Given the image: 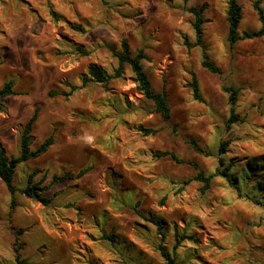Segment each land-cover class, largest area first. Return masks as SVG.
<instances>
[{
	"label": "rangeland",
	"instance_id": "374dc122",
	"mask_svg": "<svg viewBox=\"0 0 264 264\" xmlns=\"http://www.w3.org/2000/svg\"><path fill=\"white\" fill-rule=\"evenodd\" d=\"M258 1L264 16V0ZM126 2L128 10L121 11L119 4L112 9L110 26L98 20L96 12L101 5L107 7V0H12L13 7L20 9L18 23L5 24L0 17V38L7 41L0 43V87L9 79L14 82V93L0 98V111L4 112L0 117V147L5 153L19 155L23 124L38 106L30 145L34 142L39 145L53 131L62 135L72 124V116L66 115L68 109L78 116L97 111L104 117L103 138L112 140L121 157L116 160L97 144L90 151L97 153L98 158L91 157L88 151L80 154L82 162L94 160L84 175L78 176L77 172L54 180H67L68 192L76 191L79 195L70 198L58 211L53 209L57 215L51 228L44 223L41 210L50 208L64 192L46 196L45 186L42 193L49 203L43 205L22 194L16 182L17 169L29 163L40 164L39 156L17 165L14 192L7 190L0 179V202L7 200L9 208L18 213L16 224L9 221L5 226L15 241V264H28L22 258L25 250L39 256L46 254V264H165L159 244L177 260L191 264H264V186L260 188V182H264V165L260 162H264V140H261L264 115L260 116V123L241 129L247 118L241 119L236 113L238 119L227 125L228 128L237 125L235 134L229 133L230 138L221 140L215 154L204 151L200 144L210 126L191 124L188 115L195 105L207 107L205 97L213 89L217 98L228 100V92L218 82L223 72L221 61H212L218 68L216 72L201 64L208 44L215 45L218 52L223 51V44L215 35L211 40L206 37L207 32H215L216 26H221L227 39V0H184L185 6L175 0H148L147 9L134 7V0ZM238 3L242 14L237 28L239 35L254 31L248 26L251 17L258 18L253 3L248 9L240 0ZM191 6L203 7L202 16L207 19L202 25L199 45L195 44ZM52 12L58 15L57 19ZM213 12L215 15L210 14ZM256 25L258 30L259 18ZM262 37L264 34L240 37L229 43L243 66H254L257 49L264 43ZM123 39L132 54L142 49L147 55L141 61L142 66L153 90L164 89L167 93L171 112L168 120H163L154 110L153 102L136 88L128 63L119 77L110 78L106 84L82 82L90 63L100 65L110 75L114 73ZM189 54L196 70L185 72L175 67ZM13 74L15 79L11 78ZM193 75L199 98L194 97L188 85ZM257 84L258 80L249 77L237 80L236 84L229 83L238 91L234 106L244 103ZM49 91L56 93L49 96ZM116 96L133 110L114 123L110 110L117 111L111 101ZM249 106L254 108L255 104ZM181 122L185 124L184 130L180 128ZM139 127L154 132L145 133ZM222 143L224 148L220 150ZM50 150H58L54 139L44 153ZM164 150L184 162L154 155ZM248 162L255 163L256 175L243 177ZM38 170L33 171L34 176ZM198 171L212 175L204 191L203 183L193 179ZM29 212L34 214L31 223ZM144 217L158 218L163 225L161 234ZM35 225H39L40 232L31 231ZM103 233L115 234L116 242L101 239ZM175 233L190 235L192 239H182L174 247ZM0 264L7 261L0 258Z\"/></svg>",
	"mask_w": 264,
	"mask_h": 264
},
{
	"label": "clouds",
	"instance_id": "9594fccd",
	"mask_svg": "<svg viewBox=\"0 0 264 264\" xmlns=\"http://www.w3.org/2000/svg\"><path fill=\"white\" fill-rule=\"evenodd\" d=\"M189 2H191V0H189ZM254 2L255 0H240L241 5L245 9L250 8V5ZM175 3L185 6L184 0H175ZM118 4L122 6L120 8L121 11L128 10V3L126 0H107V7L101 5L96 9L97 19L110 26L111 16L109 14ZM134 7L147 9L148 0H143L142 3L139 2V0H134ZM19 13L20 9L18 7H13L12 0H0V17H3L5 24L18 23L20 19ZM210 14L215 15L214 12ZM145 15H147V12H145ZM246 19L249 18L246 17ZM256 20H258L256 17L250 18V22L248 24L249 29L254 31L257 30ZM244 22L245 21H241V23ZM261 27H264V25ZM213 35L216 36L217 40L222 42L223 51L218 52L215 45L208 44L206 46L205 55L208 57L209 62L217 59L221 61L223 72L222 75L218 77L219 85L227 86L229 83L236 84L237 80L244 79L245 77L258 80V84L253 86L252 94L246 95V99L242 104H237L235 106L229 105L227 98H217L215 89H213V92L209 93L205 97V102L207 104L206 108H202L200 105H195L190 109L188 115L191 124L199 125L200 127H204V125L210 126L209 129L205 131L204 139L200 142V144L204 151H211L215 154L218 143L221 140L230 138L229 133L235 134L237 125H232L231 128L227 127L228 117L231 112L234 111L239 114L241 119L247 118L246 124L240 125L241 129H246L248 125L261 122L260 116L264 115V43H261L257 49L258 59L254 62V66L249 65L245 67L241 64V61L237 59L236 50L229 45V42L226 39V31L221 26H216L215 32H207V40H211ZM176 40L179 42L178 37ZM261 40L264 41V37H262ZM6 42V40L0 38V43ZM61 47H63V45H61ZM192 59V55L189 54L179 65H176L175 67L182 68L185 72L194 71L196 68L192 63ZM249 68H251V71H249ZM256 69H261L262 71L257 72ZM109 71H113V69H109ZM75 75L76 73H73V77H75ZM11 78L15 79V74H13ZM17 83H19V81H17ZM111 101L114 102V107L117 110L115 112L110 110L114 123L122 120L128 111L133 110L128 109L119 96L112 97ZM136 103L140 106V108L147 111L146 106L142 102L137 101ZM251 103L255 104L254 108L249 106ZM12 114L14 115V113ZM66 115L72 116V124L63 130V134H58L55 131L49 133V135H51L57 143L58 150H50L48 153L41 154L38 157L41 161L40 164L33 166L29 163L27 167L17 169L16 175L18 189L23 188L25 186V179L31 175L33 171L39 169L37 174L32 177V180L34 183L39 182L42 188L47 186V191L45 192L46 196H51L53 193L58 191L64 192V195L57 197L53 201L50 208L41 210L43 221L49 228L56 224V215L59 207L68 203L70 198L79 195L76 191L71 193L68 192L66 187L68 184L67 180H57L54 182L55 177L64 175L71 177L82 168L88 167L94 162V160L82 162L80 160V154L84 151H88L91 157L94 159L98 158L97 153L90 151L97 144L103 146L104 151L106 153H111L116 160H121L119 151L112 140L109 139L106 141L103 138V132L105 131L103 126L104 117L97 111L84 112L78 116L77 114L71 112V109H68ZM3 116L4 112L0 111V117ZM180 128L181 130H184L185 124L183 122H181ZM261 140H264V136H261ZM38 147L39 145L35 142L33 145L29 146L31 151H36ZM13 148H16L18 154L19 149L17 145L14 144ZM69 153L70 157L68 155ZM81 179L83 180V177ZM53 209H56L57 211H53ZM17 215L18 213L16 211L9 208L7 200L0 202V258L7 261V264H15V255L13 254L15 241L9 236L5 226L9 221L16 224ZM28 216L29 222L31 223L34 219V214L29 212ZM56 226L58 227V225ZM25 227L28 226L25 225ZM31 231L40 232L41 230L39 225H35L31 228ZM21 239H25V237H21ZM22 258H26L28 264H46L47 261L46 254L44 256L35 255L32 250H25L22 253Z\"/></svg>",
	"mask_w": 264,
	"mask_h": 264
},
{
	"label": "trees",
	"instance_id": "16d2710c",
	"mask_svg": "<svg viewBox=\"0 0 264 264\" xmlns=\"http://www.w3.org/2000/svg\"><path fill=\"white\" fill-rule=\"evenodd\" d=\"M253 8L255 9L259 20L261 21V26L264 25V16L259 6L258 0H255V2L253 3ZM202 10L203 7L191 6L189 8V11L193 15L192 27L194 29L196 45H199L202 42V25L207 20L202 16ZM52 15L54 18L56 19L58 18V15L56 13L52 12ZM241 16H242L241 6L238 3V0H227V9H226V21L228 25L227 39L230 44L235 43L240 37L253 38L264 34V27H260L257 31H244L241 35H239L237 28ZM116 56H117V66L114 68V73L112 75L108 74L107 71L100 65L96 63H90L87 66L88 75H84L82 77V82L85 84L89 81H95L106 84L110 78L119 77L122 74L124 64L128 63L130 65L131 71L134 74V78L136 81V88L144 95V97L150 99L153 102L154 110L161 115L162 119L168 120L171 116V112L167 100V93L164 89L161 91L153 90L149 77L142 66V62H141L142 59L148 58L147 55L143 52V50L139 49L135 54H132L129 49V45L127 41L123 39L121 43V52L117 53ZM201 64L204 68H206L210 72L218 71L216 65L213 62H209L206 56L203 57ZM13 85H14L13 80L9 79L5 81L0 87V98L13 94L14 93ZM188 85L192 88L194 97L199 98L200 96L198 90V83L194 75L192 77V80L188 83ZM73 89H75L74 86H72V90ZM224 90L228 92L229 104L234 106L237 100V92H238L237 89H235L231 85H228V86H224ZM55 93H56L55 91H49L48 95L51 96ZM63 94L68 95L69 93H63ZM1 108H2V102L0 101V109ZM38 112H39V107L35 106L33 108L32 113L23 124L22 132L19 139L20 153L18 156H9L5 153V150L2 147H0V179L4 183L6 189L9 190L10 192H14L16 190V187L13 183V178L17 165L28 159L37 158L38 156L46 152L53 143L52 136H47L40 142L39 147L37 148L36 151H31L29 148L31 143V132L33 129L34 122L37 119ZM237 119H238V115L234 111L231 112L230 116L228 117V124L233 123ZM139 128L142 129L145 133L154 132L153 129H147L144 127H139ZM194 148L198 149L196 144H194ZM223 148L224 145L222 143L220 150ZM154 155L156 157L170 156L178 163L184 162L183 160L178 159L173 152L166 150L157 151L154 153ZM260 162L264 165L263 161L260 160ZM245 166H246V170H243L244 172V174L242 173L243 177L246 174L256 175L255 172L257 170L255 169L256 166L254 162L245 163ZM229 168H230V164L227 165L226 169L228 170ZM89 169L90 167L82 168L81 170L78 171L77 175L82 176ZM225 173L226 172H224L223 174ZM34 174L35 173L32 172L31 175L28 176L27 184L19 191L25 196L38 200L43 205H46L49 203V199L43 195L42 191L44 190V188L41 187L40 183L33 182L32 177L34 176ZM62 177H67V175L55 177L54 180ZM211 177L212 175L205 176L202 172L198 171L193 177V179L201 181L203 183L202 191H204L209 187ZM261 186H264L263 181L260 182V188L262 190ZM144 218L150 221L155 226L158 233L161 234V229L163 225L158 218H154V217H144ZM100 238L112 243L116 242L115 234L113 233L111 234L103 233ZM182 239H192V237L190 235H185V234L178 235L177 233H175L174 247H176L179 244L180 240ZM158 250L160 252L161 257L164 259L165 264H191L184 260H177V258L172 253H170L162 244L158 245Z\"/></svg>",
	"mask_w": 264,
	"mask_h": 264
}]
</instances>
